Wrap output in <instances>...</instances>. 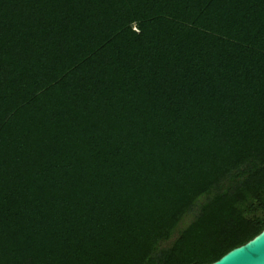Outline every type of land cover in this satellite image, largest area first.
<instances>
[{
    "label": "trees",
    "instance_id": "1",
    "mask_svg": "<svg viewBox=\"0 0 264 264\" xmlns=\"http://www.w3.org/2000/svg\"><path fill=\"white\" fill-rule=\"evenodd\" d=\"M264 228V0H0V264H209Z\"/></svg>",
    "mask_w": 264,
    "mask_h": 264
},
{
    "label": "water",
    "instance_id": "2",
    "mask_svg": "<svg viewBox=\"0 0 264 264\" xmlns=\"http://www.w3.org/2000/svg\"><path fill=\"white\" fill-rule=\"evenodd\" d=\"M209 264H264V228L244 244Z\"/></svg>",
    "mask_w": 264,
    "mask_h": 264
}]
</instances>
